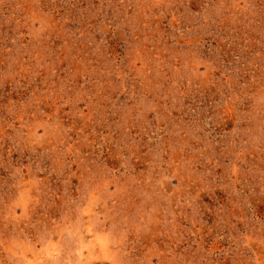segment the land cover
<instances>
[{
	"label": "rangeland",
	"instance_id": "obj_1",
	"mask_svg": "<svg viewBox=\"0 0 264 264\" xmlns=\"http://www.w3.org/2000/svg\"><path fill=\"white\" fill-rule=\"evenodd\" d=\"M35 114L76 176L0 171V264H100L129 221L142 262L264 264V0H0V123Z\"/></svg>",
	"mask_w": 264,
	"mask_h": 264
},
{
	"label": "clouds",
	"instance_id": "obj_2",
	"mask_svg": "<svg viewBox=\"0 0 264 264\" xmlns=\"http://www.w3.org/2000/svg\"><path fill=\"white\" fill-rule=\"evenodd\" d=\"M18 119L22 121L24 119L23 115L19 116ZM13 127H16V125L8 124L6 126L0 123V171H3L4 176H9V169L15 170L16 168H20L25 177L30 176L31 170H34L38 164L48 165L47 160L43 162L40 160V155L52 148H56L63 154L57 163L66 170L69 176H76L71 169V165L76 163L78 159L76 155L79 151L78 144L73 145L59 133L49 129L47 121L39 114H35V118L30 119L27 124L19 125L23 140L14 138L15 133L9 131ZM90 143H95V141H90ZM21 153H23V156H21ZM111 155L112 159L105 156V160L118 173L122 163L119 153L113 150ZM133 163H136V161L133 160ZM79 170V168L76 169L77 172ZM76 178L79 179V177ZM9 187L14 188V182L11 178L5 180L4 177H0V188L7 191ZM260 210L264 211V207H261ZM124 220L128 221V218L124 217ZM87 238H92L91 232L87 233ZM118 244L115 256L98 258L100 264H153V258H148L143 262L140 260V253L143 249L148 248L149 242L147 237L140 235L134 222H128L124 230V236ZM161 255L162 253H154V257L157 258ZM80 264H91V262L84 260ZM157 264H167V262L163 259H157Z\"/></svg>",
	"mask_w": 264,
	"mask_h": 264
}]
</instances>
